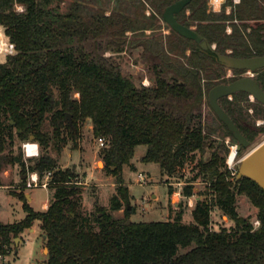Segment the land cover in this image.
<instances>
[{
  "label": "trees",
  "instance_id": "obj_1",
  "mask_svg": "<svg viewBox=\"0 0 264 264\" xmlns=\"http://www.w3.org/2000/svg\"><path fill=\"white\" fill-rule=\"evenodd\" d=\"M175 1L0 0V27L16 48L0 60V154L15 138L24 143L32 137L42 147L38 158H28L26 166L19 152L3 161L20 166L24 174L26 168L40 177L52 172V196L45 210L35 211L25 202L22 220L0 222V253L12 250L15 238L37 220L48 250L42 264H264V190L247 177L235 178L226 162L229 145L224 138L211 139L201 114L195 113L208 99V85L223 77L226 67L217 61L218 53L227 54L230 48L234 57L264 54V0H240L228 15L224 10L207 12V0H192L176 14L177 21L195 26L205 41L216 44L207 50L168 25L171 33L162 32V13ZM235 19L239 25L232 23ZM247 21L258 23L253 27ZM226 22L232 23L230 34ZM103 37L114 53L143 47L151 62L152 85L137 84L112 57L100 53ZM256 81L264 90V76ZM245 96L240 91L233 101H219L234 121L241 116L238 102ZM86 120L95 137L105 138L100 152L104 170L116 176L109 209L97 207L90 217L81 213L77 174L60 167L48 152L52 147L60 154L69 141L76 148ZM219 124L230 143H236L227 126ZM237 126L249 146L263 131ZM139 145L146 148L141 160L158 164L169 178L199 153L181 190L188 198L198 179L205 184L197 192L204 197L195 201L192 223H183L179 210L173 220L126 224L131 211L120 171ZM247 147L236 154L241 156ZM237 196H245L257 209L258 226L238 214ZM124 204V217H116L114 212ZM214 209L231 220L230 227L211 228Z\"/></svg>",
  "mask_w": 264,
  "mask_h": 264
},
{
  "label": "rangeland",
  "instance_id": "obj_2",
  "mask_svg": "<svg viewBox=\"0 0 264 264\" xmlns=\"http://www.w3.org/2000/svg\"><path fill=\"white\" fill-rule=\"evenodd\" d=\"M213 0H207V12H222L231 14L236 10L235 6L239 4L240 0H220L219 4L213 6ZM67 2V0H64ZM64 5V4H62ZM17 9L21 10L18 6ZM187 9L186 14H189ZM147 13V11H146ZM109 14V12H107ZM234 24L239 25L238 20H233ZM232 23L226 22V34H230L232 31ZM247 24L255 25L258 22H246ZM162 32L166 35L171 31L167 27V24L161 19ZM195 29V26L191 27ZM250 29H248L249 33ZM146 33H149L147 31ZM130 36L131 33L127 32ZM99 52L103 53L105 57H112L115 62L118 63L122 73L127 76H131L137 84L144 86H151L153 79V73L151 70V62L147 53L143 47L131 48L118 54L114 53L106 48L107 38L100 39ZM215 49L216 44H213ZM191 51L188 49L187 54ZM227 54H231L230 48L226 49ZM3 57H0L2 60ZM246 72L243 70H234L226 68L224 70L223 77L220 80H212L208 85L209 90L220 83H229L235 79L246 76ZM253 78H261L264 76V68L255 70ZM249 75H251L249 73ZM204 83V82H203ZM207 82H205L206 84ZM264 86V85H263ZM237 93V92H236ZM78 97V93L74 95ZM238 96V95H237ZM233 95L228 96V101H231ZM241 97L238 96V99ZM226 97L220 99L224 100ZM243 102H238L240 107V114L246 118L251 124L250 127H255L258 131L263 130L260 133L255 134L254 144L248 146L239 156L235 154L232 161L229 160V156L235 148L236 143H230V137L223 134V127H220L219 121L207 104V100L203 101L201 109L195 110V113L201 114V122L207 129L211 131V139L221 141L224 138L225 144L229 145L230 151L226 158L227 166L231 171L235 172L239 168L242 158L255 146L264 141V105L258 102L251 101L248 97H243ZM223 134V136H222ZM247 134V131H246ZM32 141V140H31ZM36 143V142H35ZM76 148L73 147L71 141L64 147L60 154H58L52 147L48 148V152L57 157L60 167L75 172L77 179L79 180L81 190V213L83 215H90L96 210L97 207H102L106 210L110 206V198L116 193V176L113 173H109L104 170L105 164L101 159L100 152L101 146L98 143L97 137L92 133V124L90 120H86L80 126L79 139ZM22 144L15 138L14 145L8 147L0 154V222L12 223L22 220L26 212L23 209V204L28 203L27 194L32 196V201L29 205L35 211L42 210V205L45 202L50 201L52 196V189L47 186L36 187L32 189H24V183L22 182L23 173L22 168L18 165H12L3 161V157L11 154L22 153L25 159L26 166L31 162L25 157ZM39 156L42 154V147L38 144ZM145 146L139 145L135 149V154L128 165H124L120 171L124 178V184L127 185L129 194V210L131 211L128 219L131 222H152V221H165L173 220L176 213L179 210H183L182 222L192 223V208L194 207L197 199H203L204 196H199L197 192L204 190V182L198 179L193 184L194 194L190 197H184L181 194V190L187 183V179L193 175L192 167L197 159H199V153L191 156L183 168L179 169L174 177H168L156 163L143 162L141 157L145 153ZM33 157L34 158H38ZM115 170V167H112ZM144 175V180L138 179V174ZM26 180V178H25ZM172 189V193L169 189ZM19 195L25 196L26 199H21ZM236 206L238 214L250 218L254 226L257 209L251 204V202L245 196H237ZM124 207L114 212L116 217H124ZM211 228L218 230L221 227H230L231 220L218 209H214L211 214ZM94 228L96 229V225ZM48 250L45 246V241L42 236V230L40 229L39 221L35 220L29 229H25L14 240L12 259L15 264H42L46 261Z\"/></svg>",
  "mask_w": 264,
  "mask_h": 264
},
{
  "label": "water",
  "instance_id": "obj_3",
  "mask_svg": "<svg viewBox=\"0 0 264 264\" xmlns=\"http://www.w3.org/2000/svg\"><path fill=\"white\" fill-rule=\"evenodd\" d=\"M191 1L192 0H177L171 3L163 11L162 20L182 37L194 40L202 49H213V46L205 41L195 29L181 24L175 17V15L181 12ZM216 57L219 63L229 69L253 72L264 68V54L251 57H234L229 54L218 53ZM240 91L248 93L256 101L264 105V90L252 76H243L229 83L217 84L208 91V101L211 109L237 140L234 154L242 147L249 146V141L243 136L233 120L221 107L219 99ZM67 117L69 120L71 119L70 115H67ZM30 140H32V137ZM241 177H247L253 180L264 190V141L252 148L242 158L237 171V179ZM129 208L130 206L128 209ZM130 222L131 220L127 219L126 224H130Z\"/></svg>",
  "mask_w": 264,
  "mask_h": 264
},
{
  "label": "built area",
  "instance_id": "obj_4",
  "mask_svg": "<svg viewBox=\"0 0 264 264\" xmlns=\"http://www.w3.org/2000/svg\"><path fill=\"white\" fill-rule=\"evenodd\" d=\"M213 6H215L214 0L212 1ZM16 52L15 44L8 40L6 36L3 33V29L0 27V57L5 58L6 56L13 55ZM98 143L101 147H104L106 142L105 138L99 137L97 138ZM32 144H35L36 147L30 151V146ZM23 152L25 157H37L39 156V150H38V143H35L33 141H26L22 144ZM230 157V156H229ZM228 163V162H227ZM25 184L23 186L24 189H32L36 187H44L47 188L49 185V180L52 175L51 171L45 172L42 177L39 176V173L36 171H30L28 168H26L25 173ZM139 180H144V175L142 173L138 174ZM255 224H259V221L256 220ZM12 253H13V247L12 250L7 251L6 253H0V264H15L12 259Z\"/></svg>",
  "mask_w": 264,
  "mask_h": 264
},
{
  "label": "flooded vegetation",
  "instance_id": "obj_5",
  "mask_svg": "<svg viewBox=\"0 0 264 264\" xmlns=\"http://www.w3.org/2000/svg\"><path fill=\"white\" fill-rule=\"evenodd\" d=\"M244 72H246V76H252L253 74V72H247V71H245L244 70ZM249 73L251 74V75H249ZM253 77V76H252ZM241 78V77H240ZM255 79V78H254ZM256 80V79H255ZM246 93V92H245ZM233 95V94H232ZM247 97L248 98H250L251 99V101H253V102H258V101H256L252 96H250L248 93H247ZM226 98H228V96L226 97ZM233 97L231 98V99H229V100H231V101H233ZM219 101H220V99H219ZM244 101V100H243ZM243 101H241V102H243ZM208 103H209V101H208ZM258 103H260V102H258ZM220 104V103H219ZM261 104V103H260ZM210 106V105H209ZM226 112V111H225ZM215 113V112H214ZM216 115V114H215ZM216 117H217V115H216ZM230 117V116H229ZM237 117V116H236ZM231 118V117H230ZM217 119H218V117H217ZM232 119V118H231ZM219 120V119H218ZM233 120V119H232ZM220 121V120H219ZM233 122L235 123V125L237 126V125H245L248 129H250V130H255L256 128L255 127H250L249 125H251L247 120H246V118L245 117H243L242 115L241 116H238V118H236V121H234L233 120ZM223 123V122H222ZM225 125V124H224ZM238 127V126H237ZM239 128V127H238ZM240 130V129H239ZM241 131V130H240ZM241 133L243 134V136L247 139V137L245 136V134L241 131ZM231 135H232V133H231ZM230 137V136H229ZM232 137H233V135H232ZM234 138V137H233ZM230 139H231V137H230ZM235 139V138H234ZM248 140V139H247ZM235 141H236V144H237V140L235 139ZM249 141V140H248ZM239 151V150H238ZM237 151V152H238ZM237 171H238V169L237 170H235V172H234V174H235V178L237 179ZM242 178V177H241ZM240 178V179H241Z\"/></svg>",
  "mask_w": 264,
  "mask_h": 264
},
{
  "label": "crops",
  "instance_id": "obj_6",
  "mask_svg": "<svg viewBox=\"0 0 264 264\" xmlns=\"http://www.w3.org/2000/svg\"><path fill=\"white\" fill-rule=\"evenodd\" d=\"M147 14H150L149 10H147ZM22 177L25 178V176H22ZM26 196H27L28 204H29L32 201V196L29 193ZM48 204H49V201L43 203L42 210H45L48 207ZM22 205H23V202H22Z\"/></svg>",
  "mask_w": 264,
  "mask_h": 264
},
{
  "label": "bare ground",
  "instance_id": "obj_7",
  "mask_svg": "<svg viewBox=\"0 0 264 264\" xmlns=\"http://www.w3.org/2000/svg\"><path fill=\"white\" fill-rule=\"evenodd\" d=\"M214 2H215V5H216V4H219L220 0H214ZM29 149H30V151H32L33 147L30 146ZM234 157H235V154H234V147H233V150H232V152L230 154L229 160L232 161Z\"/></svg>",
  "mask_w": 264,
  "mask_h": 264
},
{
  "label": "clouds",
  "instance_id": "obj_8",
  "mask_svg": "<svg viewBox=\"0 0 264 264\" xmlns=\"http://www.w3.org/2000/svg\"><path fill=\"white\" fill-rule=\"evenodd\" d=\"M31 147L35 148V147H36V145H35V144H32V145H31Z\"/></svg>",
  "mask_w": 264,
  "mask_h": 264
}]
</instances>
